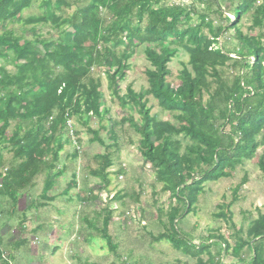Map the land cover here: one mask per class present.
Instances as JSON below:
<instances>
[{
    "label": "trees",
    "instance_id": "1",
    "mask_svg": "<svg viewBox=\"0 0 264 264\" xmlns=\"http://www.w3.org/2000/svg\"><path fill=\"white\" fill-rule=\"evenodd\" d=\"M168 1L82 0L72 14L63 16L72 2L40 0L41 14L24 18L23 11L36 0H0V60L14 67L9 72L0 66V147L8 145L12 153L9 168L0 175V198L8 204L7 214L12 218L22 193L35 187L37 177L44 174L39 198L31 199L27 209H43L55 199L48 194L66 173L60 155L65 143H70L62 138L68 119L76 118L100 145V132L113 139L115 131L127 124L139 137L137 151L153 170L154 181L173 199L167 217L170 232L159 235L157 241H168L174 249L196 259V264H202L200 256L204 253L208 264H223L230 255L237 259L235 264H246L239 255L243 249L251 251L247 264H264L261 214L245 233L241 228L235 231L233 246L222 236L195 244L176 228L192 212L204 183L231 177L235 167L253 159L260 147L263 152L257 165L264 175V35H243L237 28L247 15L254 28H261L264 5L254 8L255 0H239L231 10L232 20L228 15L224 17L226 25L213 28L208 17L197 13L192 4ZM205 1V10L213 6L214 13L221 16L220 0ZM194 15L197 24H192ZM9 22L26 27L22 35L29 32L33 39L15 35L7 28ZM40 25L55 30V39H42L37 32ZM230 30L238 44L233 53L219 42L221 34ZM48 45L51 50L46 49ZM136 46H144L149 65L144 72L147 88L135 92L126 86L122 94L120 83L126 78L130 51ZM178 50L188 60L178 75L180 83L173 86L167 80L168 65ZM227 63L237 70L230 80L224 79L221 71ZM94 73L104 75L106 88L117 101L123 114L117 122L102 106L101 78H95ZM147 97L169 113L173 122L151 115ZM92 120L97 122L95 131H90ZM11 122H15V130L7 137ZM78 155L75 150L71 157L75 160ZM96 160L98 166L89 174L101 184H96L98 192L109 196L106 191L112 158L102 154ZM122 169L117 173H124ZM75 176L72 174L62 188L63 195L77 189ZM93 192L80 193H88V201H93L99 198ZM77 197L83 200V195ZM120 199L117 192L110 201ZM229 206H219L217 217L230 219ZM112 215L109 209L103 213L99 236L115 253L108 233ZM83 220L91 225L87 218ZM38 227L34 232L41 230L42 226ZM26 243L19 238L15 246ZM210 246L218 248L214 257ZM1 254L0 264L8 263Z\"/></svg>",
    "mask_w": 264,
    "mask_h": 264
},
{
    "label": "rangeland",
    "instance_id": "2",
    "mask_svg": "<svg viewBox=\"0 0 264 264\" xmlns=\"http://www.w3.org/2000/svg\"><path fill=\"white\" fill-rule=\"evenodd\" d=\"M68 1L72 2V5L71 8L64 9L63 16L72 14L76 7L82 4V0ZM238 1L220 0L221 16L214 13L213 6L205 10L207 5L205 0H176L174 3L192 4L197 13L205 14L212 22L213 28H217L219 25H226L224 17L229 15L232 20L231 10ZM167 2L170 1L167 0ZM39 4L40 0H36L30 9L23 11L22 17L40 15L42 10ZM263 5L264 0H255L254 8ZM197 23L198 20L194 15L192 24ZM7 28L26 40L33 39L29 32L22 35V30L26 27L20 24L9 22ZM237 28L243 35H264V23L261 28H254L249 15L242 18ZM37 32L42 39L54 40L56 37L55 30L49 26H37ZM219 42L230 53L238 48L233 30L221 34ZM46 49L51 50V46L48 45ZM130 52L129 70L119 87L122 94L126 86H131L135 92H141L147 88L144 72L149 65L144 57V46H136ZM187 60L188 56L182 50H178L177 55L169 63L170 75L167 80L171 85L176 86L180 83L178 75ZM2 65L9 72L14 71L10 62L0 60V66ZM221 71L223 78L227 80L237 73V70L233 71L231 68V63H227ZM93 75L95 78H101L102 106L108 109V116L113 122L119 121L123 114L117 101L106 88L104 75L101 73ZM147 106L150 107V114L158 120L173 122L169 113L162 112L153 98L147 97ZM137 118L135 115V119ZM70 122L73 134L70 137L69 132L64 129L62 138L66 141L68 139L70 143H65L60 155L61 162L65 164L66 180L49 193L52 196L59 194L67 182H70L72 174H76L77 189L72 190L67 197L55 195L56 199L49 201L43 209L28 210L30 200L38 199L42 191L45 179L43 174L37 177L35 188L22 193L17 211L12 218H9L7 214L8 204L0 198V251L4 259L8 261L6 264H196V259L174 249L168 241L156 239L159 235L170 232L167 217L170 207L173 206V199L168 193L161 192V186L154 181L153 170L143 163L137 151L139 139L137 134L124 124L123 129L115 131L113 139H108L104 131L100 132L99 137L103 142L100 145L92 141V133L87 131V128L76 118L70 119ZM25 126L24 123V128ZM89 127L90 131H95L97 122L92 120ZM14 130L15 122H11L6 130V136H10ZM75 150L79 155L73 160L71 155ZM262 152V147L258 148L256 156L236 166L231 177L204 183L203 191L198 196L192 212L183 220H178L177 230L188 235L195 244L210 239L214 241L217 236H222L233 246L237 235L236 230L241 228V231L245 233L258 215L264 216V175L257 165V159ZM102 154H109L113 161L109 169L111 175L106 191L110 193L109 196L98 192L96 184L99 181L89 174L90 170L98 166L96 156ZM11 157L12 153L8 145L1 146V176L9 168ZM121 167L124 173H117ZM117 174L120 175L116 177ZM100 185L98 183V186ZM91 189L94 190V196L98 195L99 198L88 201V193L86 195L80 192ZM117 192L120 193L121 199L111 202V195ZM77 195H83L81 197L83 200L78 201ZM64 198H68L69 201ZM41 202L45 201L41 200ZM224 204H230L228 208L231 214L230 219L217 217L220 211L219 206ZM56 209L63 210L64 214H58ZM106 209L113 211L108 233L116 247L115 253L109 251L107 243L99 236L102 216ZM25 211L27 213L22 214ZM84 218L90 220V226L84 223ZM37 226L42 228L34 232ZM95 226L96 228H93ZM173 228L175 229V225ZM19 238L25 239L27 243L16 247L15 242H19ZM217 251V247H209L212 257L216 256ZM239 255L247 264L251 251L243 249ZM200 259L202 264H208L207 253L201 255ZM236 261L237 259L230 255L223 259V264H235Z\"/></svg>",
    "mask_w": 264,
    "mask_h": 264
},
{
    "label": "crops",
    "instance_id": "3",
    "mask_svg": "<svg viewBox=\"0 0 264 264\" xmlns=\"http://www.w3.org/2000/svg\"><path fill=\"white\" fill-rule=\"evenodd\" d=\"M66 177H65V175H64V177H62L61 179H60V181L58 182V184L59 183H62V182H64L66 179H65ZM35 184H36V181H35ZM36 186V185H35ZM58 186V185H57ZM33 188H35V187H33ZM33 188H31V189H33ZM54 190H56V188L54 189ZM53 190V191H54ZM49 195V197H54L55 199H56V197L58 196V195H62V196H65V195H63V193H62V189L60 190V192H59V194H55V195H57V196H55V195H50V193L48 194ZM67 197V196H66ZM64 199H66V200H68V198H64ZM48 205V204H47ZM46 207V206H45ZM56 212L58 213V214H64V212H63V210H59V209H56ZM38 227V226H37ZM39 228V227H38Z\"/></svg>",
    "mask_w": 264,
    "mask_h": 264
},
{
    "label": "built area",
    "instance_id": "4",
    "mask_svg": "<svg viewBox=\"0 0 264 264\" xmlns=\"http://www.w3.org/2000/svg\"><path fill=\"white\" fill-rule=\"evenodd\" d=\"M51 119V118H50ZM68 132H69V136L71 137L73 132H72V124L70 122V119L67 120L66 123V128H65Z\"/></svg>",
    "mask_w": 264,
    "mask_h": 264
}]
</instances>
